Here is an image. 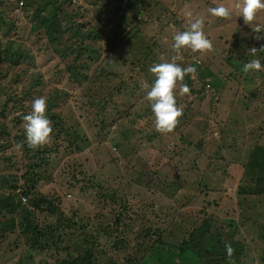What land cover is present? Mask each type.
Instances as JSON below:
<instances>
[{
    "label": "rangeland",
    "instance_id": "obj_1",
    "mask_svg": "<svg viewBox=\"0 0 264 264\" xmlns=\"http://www.w3.org/2000/svg\"><path fill=\"white\" fill-rule=\"evenodd\" d=\"M76 1L66 2L65 10H77V22L92 23L90 0ZM19 2L0 0V48H26V57L18 65L0 61V109L6 100L9 108L18 94L12 113L4 120L0 115V127L6 121V131L11 132L10 147L0 153V167L20 175L29 161L18 142L24 122L17 123L14 117L31 111L33 100H20L21 91L38 82L41 73L39 83L49 86L34 87L38 96L48 98L55 89L65 94L54 112L60 110L78 139L59 137L52 151L55 160L42 174L37 191L57 199L66 216L63 226L70 218L76 225H85L89 242H79L81 246L74 248L85 251L94 247L103 262L109 258L135 260L140 255L147 257L160 243L178 245L192 232L197 239L200 232H195L207 219L210 235L219 230L225 238H233L236 250L243 251L233 264H264V170L257 171L255 164L261 158V149H257L264 147V71H243V64L253 58L264 64V50L256 57L249 51L251 47L260 49L264 37L257 39L251 26L238 16L236 0H145L150 2L147 9L154 8L143 12L149 20L143 29L147 38L152 37L151 43L160 46L155 57L147 60L136 49L139 63H133L124 51L108 60L107 73L113 70L108 88L122 84V90H135L121 101L126 112L121 117L110 106L99 109L91 104L81 85L72 80L59 53L69 41L66 35L57 44L49 34L43 35L40 19L51 14L50 6L36 19L35 5L21 8ZM219 3L232 9L230 17L207 13L208 7ZM185 9L203 17L211 50L185 47L177 53L171 48L172 35L187 24ZM257 23L264 25V9L252 21ZM177 54L183 57L177 63L182 67L193 64L197 75L190 78L186 74L177 82L174 94L183 112L173 129L158 131L145 85L150 87L154 80L149 69L156 56L162 62ZM97 63L99 58L90 61L88 72ZM136 66L149 76L141 69L136 71ZM184 84L190 91L181 94ZM33 91L30 88L35 97ZM100 92L103 88L96 89L97 95ZM54 139L51 134L48 143ZM26 255L17 235L0 236V264H15ZM62 257L66 258L55 249L34 252L31 264H58ZM207 258L194 264H213ZM148 262L155 264L152 260L145 264Z\"/></svg>",
    "mask_w": 264,
    "mask_h": 264
},
{
    "label": "trees",
    "instance_id": "obj_2",
    "mask_svg": "<svg viewBox=\"0 0 264 264\" xmlns=\"http://www.w3.org/2000/svg\"><path fill=\"white\" fill-rule=\"evenodd\" d=\"M68 1L71 0H20L21 4H18V7H30L34 4L33 15L37 19L44 12L45 7L50 6L51 14L49 16L45 14L40 19L45 30L42 33L43 35H45L44 33L49 34L48 36L56 44L60 43L66 35L65 38L69 41L59 50V53L61 60L66 61L65 66L70 72L72 80L81 85L84 89L83 93L91 104L99 106V109L110 106L115 115L124 116L126 112L123 110L124 106L121 101L124 97L130 98L135 90H122V84L108 88L112 85L109 73H113V70L107 73L108 60L112 55H120L121 51H124L125 56L133 59V63H139L140 58L136 57V49L147 60L155 57L156 50L160 46L152 44V37L147 38L143 29L149 21L143 12L151 11L154 8L147 9L150 2H145V0H116L118 2L90 0L94 20L87 25L83 20H81L82 22L75 20L79 15L77 10H72L70 13L65 10L64 6ZM147 15L149 16V14ZM54 50L58 52L56 46ZM25 51L26 48L19 51L11 50L9 46L0 48V61H8L10 62L9 66L14 67L26 57L23 55L26 53ZM94 58H99L100 63H97L92 72H88L89 63ZM159 62V57L156 56L153 64ZM110 63L113 64V62ZM134 69H141L143 75L149 76V73L141 66H136ZM38 76V82L35 81V84L30 86L35 91L33 93L37 95L32 97L30 88L23 89L21 91L23 97L20 100H33L39 95L38 88L49 86L46 83L40 84L43 81V75L39 73ZM101 88L104 92L97 95L96 89ZM191 90L195 91V89ZM64 95L63 92L55 89L53 93H48V98L46 97L45 114L52 121L53 131L51 134L55 137L54 141L30 148L25 141L24 129H22L21 134L18 135V142L22 145V150L29 156L25 169L23 165L20 175H15L0 167V236L17 235L22 241V251L27 253L26 256L18 258L15 264H31L34 252L52 249L63 253L66 257L59 259L58 264H145L148 260L154 261L155 264H194L195 261L197 263L199 259L207 257L208 262L212 260L213 264H233L235 261H239L241 249L240 251L235 249L236 242L233 238H225L226 235L224 236V233L219 230H215V234L210 235L208 232L211 229V223L207 219H204L202 225L195 232H200L197 239L192 232L188 239L182 240L178 245L166 246V244L160 243L157 249L149 251L147 257L139 258L140 255L135 260L123 258L124 260L120 262L118 259L105 258L107 261L103 262L94 253V247L92 249L88 247L85 251L74 248L81 246L78 245L79 242H89L90 238L84 229L85 225H76V221L70 218L63 226L66 216L57 205V199L43 191H37L42 174L55 160L52 151L58 146L59 137L67 135L69 140L74 142L78 139L74 136L76 132L72 126L66 123V118L63 119V116H60V110L54 112V109L61 107L59 100H62ZM13 97L14 102L10 101L9 108H7L9 104L7 100L1 106L0 115L3 120L7 118V113H12V107H14L18 94ZM14 120L19 123L22 117L16 116ZM6 124V121H3V128L0 127V153L11 145V132L6 131ZM75 149H79V147H75ZM259 150L261 158L255 163L258 167L257 171L264 170V147L257 149L258 152ZM41 219H45V221L41 222ZM118 219L115 218L116 221ZM226 244L231 247L230 253L225 247ZM74 251H77L78 254H75ZM143 257L144 259H142Z\"/></svg>",
    "mask_w": 264,
    "mask_h": 264
},
{
    "label": "clouds",
    "instance_id": "obj_3",
    "mask_svg": "<svg viewBox=\"0 0 264 264\" xmlns=\"http://www.w3.org/2000/svg\"><path fill=\"white\" fill-rule=\"evenodd\" d=\"M19 4H21L19 2ZM235 8L238 10V16L243 18L246 24H249L252 30L257 34L256 38L264 37V25L257 23L252 24L256 18L258 10L264 9V0H236ZM207 13L215 17H230L232 9L226 7L225 4L219 3L216 6L208 7ZM183 16L187 20V24L183 30H177L172 35L171 48L179 52L182 48H190L193 51L211 50L213 45L211 40L204 32L203 17L193 13L191 9H185ZM259 50H264V45L257 49L256 47L249 48L250 53L256 57ZM183 57L179 54L174 55L169 61H162L153 64L149 71L154 74V80L146 91L152 115L154 117V125L158 131H170L177 123V117L182 112V106L176 103L174 90L178 81H182L186 74L190 78H195L197 69L193 64L182 67L177 61ZM198 63V61H197ZM244 72H259L264 71V64L260 58H253L243 64ZM189 87L184 84L181 86V94L189 93ZM47 107V98L38 96L31 103V111L22 115L24 138L30 148H36L46 144L52 132V125L45 114ZM227 251L231 252L230 245H225Z\"/></svg>",
    "mask_w": 264,
    "mask_h": 264
},
{
    "label": "built area",
    "instance_id": "obj_4",
    "mask_svg": "<svg viewBox=\"0 0 264 264\" xmlns=\"http://www.w3.org/2000/svg\"><path fill=\"white\" fill-rule=\"evenodd\" d=\"M21 3V2H20Z\"/></svg>",
    "mask_w": 264,
    "mask_h": 264
}]
</instances>
